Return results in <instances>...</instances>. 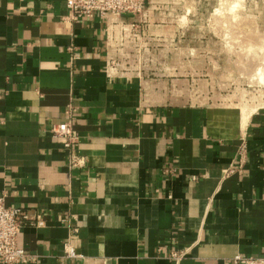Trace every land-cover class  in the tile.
I'll return each instance as SVG.
<instances>
[{"label": "crops", "instance_id": "0c3cea01", "mask_svg": "<svg viewBox=\"0 0 264 264\" xmlns=\"http://www.w3.org/2000/svg\"><path fill=\"white\" fill-rule=\"evenodd\" d=\"M68 14L65 0H0V194L29 217L18 242L28 264L264 256V105L156 102L140 76L112 67L114 24L133 17L68 25ZM71 104L84 159L74 170L53 137Z\"/></svg>", "mask_w": 264, "mask_h": 264}, {"label": "rangeland", "instance_id": "374dc122", "mask_svg": "<svg viewBox=\"0 0 264 264\" xmlns=\"http://www.w3.org/2000/svg\"><path fill=\"white\" fill-rule=\"evenodd\" d=\"M232 1L150 0L155 12L169 8L167 15L155 14L153 29L141 28L140 36L129 23L115 29L112 67L140 76L156 102L258 110L264 105V0ZM166 35L179 39L166 41Z\"/></svg>", "mask_w": 264, "mask_h": 264}, {"label": "built area", "instance_id": "2783aa9c", "mask_svg": "<svg viewBox=\"0 0 264 264\" xmlns=\"http://www.w3.org/2000/svg\"><path fill=\"white\" fill-rule=\"evenodd\" d=\"M150 4V0H65L69 14L63 17L62 21L70 25L78 24L84 19L90 20L95 14L101 16L110 14L116 20H122L124 16L130 15L134 22L127 26L131 28L134 36H140L141 22L145 20ZM114 25L123 28L126 22L118 21ZM142 34L145 35L144 32ZM74 111L75 108L71 104L66 111L68 120L53 128V137L60 141L66 150L71 151L69 167L72 170L84 166V159L75 153L80 138L73 129ZM28 220L29 217L23 209L7 206L6 195L0 194V264H28L31 261L29 254L20 248L18 243L25 222ZM65 254L68 259L78 258L76 249L70 244L65 246ZM170 256L173 260L179 261L184 258L185 253L174 251ZM233 264H264V256L237 255L233 259Z\"/></svg>", "mask_w": 264, "mask_h": 264}, {"label": "bare ground", "instance_id": "6f19581e", "mask_svg": "<svg viewBox=\"0 0 264 264\" xmlns=\"http://www.w3.org/2000/svg\"><path fill=\"white\" fill-rule=\"evenodd\" d=\"M232 1V0H231ZM233 2V1H232ZM235 2V1H234ZM236 4V3H235ZM238 4V3H237ZM236 6V5H235ZM238 6V5H237Z\"/></svg>", "mask_w": 264, "mask_h": 264}]
</instances>
